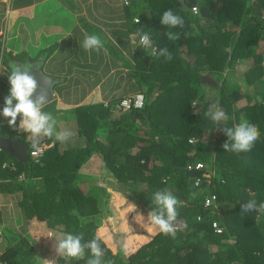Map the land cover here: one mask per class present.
I'll return each instance as SVG.
<instances>
[{
	"label": "trees",
	"instance_id": "1",
	"mask_svg": "<svg viewBox=\"0 0 264 264\" xmlns=\"http://www.w3.org/2000/svg\"><path fill=\"white\" fill-rule=\"evenodd\" d=\"M118 2L119 8L114 0H93L103 12L88 25L103 42L101 57L95 60L104 64L103 52H108L114 64L122 61L128 70L121 81L123 91L127 97L143 94L144 108L124 111L125 96L77 106L73 114L78 136L73 138L80 141L64 148L54 137H44L38 145L46 152L39 163H20L0 152V180L24 177L26 191L33 184L25 201L29 219L61 233L82 234L84 242L98 237L103 264H264V210L241 209L250 199L264 202V0ZM168 9L185 20L184 29H171L180 33L176 41L167 39L168 29L160 23ZM5 10L0 0V26ZM112 22L119 27L117 33L110 32ZM138 28L149 33L150 47L139 43ZM1 42L2 37L0 53ZM156 47L168 48L173 58L153 55ZM205 75H213L218 88L203 84ZM83 94L73 93V100ZM216 102L229 117L220 126L231 127L241 118L257 125L260 136L251 151L224 150L227 136L205 115ZM0 132L26 142L9 126ZM196 162L204 164L203 171L188 170ZM204 173L209 178L195 188V179ZM158 190L171 191L180 202L175 236L158 232L148 243L133 246L130 240L136 234L112 225L110 217L120 211L113 196L118 194L147 218ZM209 193L217 201L207 208L204 197ZM215 222L222 234L213 229ZM104 225L108 237L100 228ZM121 235L118 242L115 238ZM27 239L21 236L22 245L14 248L12 257L4 254L3 264H39ZM90 255L86 250L81 259L68 258L69 263L86 264ZM50 258L68 264L67 257Z\"/></svg>",
	"mask_w": 264,
	"mask_h": 264
},
{
	"label": "crops",
	"instance_id": "2",
	"mask_svg": "<svg viewBox=\"0 0 264 264\" xmlns=\"http://www.w3.org/2000/svg\"><path fill=\"white\" fill-rule=\"evenodd\" d=\"M114 1H116V5L119 8L120 3L118 0ZM1 3L6 5L3 21L7 18V30L4 31L0 27V37L4 36L6 39V52L11 51L13 55H20L28 50V54L32 56L30 59H15L21 61V64H33L34 60L44 62L43 68L45 74L58 80L54 84L55 99L52 105L54 104L55 106L56 102L64 105L63 108H55L56 113H61L62 110L68 108L70 110L80 105L107 104L116 98L128 96L123 91L124 84L122 85L121 83L128 71L122 66V61L117 60L114 64L113 58L109 57L108 52H103L105 53L103 56L105 60L104 64L95 60L100 56L96 51H92L91 53L86 52L85 57H83L85 51L80 47V44L85 34H87L84 26H86L85 24H92L103 13L100 5L98 7L95 6L93 0H31V2L26 3H20L16 0H1ZM113 22V28L110 32L117 33L119 27H117L118 25L114 26ZM130 40L132 45L134 39ZM9 42L10 46H8ZM1 43L0 109L4 105V97L9 94L10 90L8 82V75L11 71L10 65L15 63L12 60L14 58L7 62L6 54L4 60L7 66L1 64V54L4 50L3 39ZM59 43H63L64 48L60 56L55 54L57 50L53 51L54 47ZM117 46L116 49L118 50ZM122 49L125 52L129 51L130 54L132 53L130 48H128L129 50ZM65 50H67L66 53ZM81 57H83V63L75 61V59L79 60ZM113 82H116V84L113 85ZM80 90L84 93L83 97L73 100L75 95L70 97V94L80 93ZM47 112L50 113L51 111ZM65 121L67 124H65ZM71 121V118L67 114L65 119L62 118L65 129H68V126L74 128V136H78L77 124ZM6 126L8 127L7 120L3 116H0V129ZM43 138L41 136L37 142L40 143ZM25 140L26 143L33 144L31 136H29V140ZM19 179V181L0 180V231L3 232L0 239V264H2V257L7 250L9 252L14 251V248L10 247L4 250L6 248L3 247L4 242L17 241V238L10 237L6 230L11 226H13L14 233L17 236L21 235L23 238H28L27 241L30 243V248L28 249L33 251L35 261L39 264H44L43 260L50 258L47 255L48 251L54 250V238L58 234H61V232L48 228L36 219L28 218L29 215L25 211L26 200L24 198L26 187L21 188L19 184V182H24L25 180L24 177H20ZM23 211L27 217H20ZM100 228L104 230L105 235L108 237V226L104 225ZM130 242L132 245H136L137 237L131 239ZM45 254L47 257L43 256Z\"/></svg>",
	"mask_w": 264,
	"mask_h": 264
},
{
	"label": "clouds",
	"instance_id": "3",
	"mask_svg": "<svg viewBox=\"0 0 264 264\" xmlns=\"http://www.w3.org/2000/svg\"><path fill=\"white\" fill-rule=\"evenodd\" d=\"M193 10L195 11V9ZM136 23H140L139 19ZM160 23L168 29L164 35L169 41L180 39L179 32L171 31V29L177 28L184 29L185 20L180 15L168 9L160 16ZM136 35L139 36V43L145 48L151 46L152 39L149 33L144 31V29L138 28ZM187 35H189V33H185V36ZM80 47L89 53L92 51L99 53L103 48V42L97 34H85ZM3 53L4 50L1 54V61L4 58ZM152 54L164 57L169 61L173 58L172 53L166 47L152 48ZM33 68L39 70L38 65H18L16 63L10 65L11 71L8 75L10 90L9 94L4 97V105L2 109H0V116H3L7 120L8 126L13 131L30 134L33 138L32 147L36 151H39L37 141L41 136L48 138L54 137L55 141L64 144L69 141L75 133L69 129H61L58 131L55 117L51 113L42 111L43 107L49 103L48 92L45 89H39L38 81L33 74ZM192 103L195 105L197 101L194 100ZM205 115L216 125L218 131L223 132L227 136L228 141L223 144V148L226 152H249L259 139L260 133L257 125L249 123L243 118L240 119L239 123L231 127L220 126L223 122L227 121L229 117L219 102L210 104ZM196 183H199L198 179ZM152 202L154 207L147 213V224L154 226L163 234L175 236V225L178 217L177 206L180 203L177 197L174 196L171 191L158 190L153 194ZM241 209L242 213H249L252 211L258 212L264 210V202L258 203L255 199H250L241 205ZM1 232L2 231H0V239L3 234V232ZM54 240V250L57 256L81 259L85 251L89 250L91 255L86 264H103L102 258L105 253L98 237L84 242L82 234L61 233L58 234ZM43 261L44 264H55V261L51 259ZM1 263L3 264V262Z\"/></svg>",
	"mask_w": 264,
	"mask_h": 264
},
{
	"label": "rangeland",
	"instance_id": "4",
	"mask_svg": "<svg viewBox=\"0 0 264 264\" xmlns=\"http://www.w3.org/2000/svg\"><path fill=\"white\" fill-rule=\"evenodd\" d=\"M86 26H84L87 34H95L91 29L90 27L85 24ZM105 24L103 23L101 26L103 27ZM4 31L7 30V18L3 21L2 25L0 26ZM3 39V42H4V53H3V57L6 56L7 54V62H9L10 59L14 58H23V59H30V54H28V50L27 51H24V54H20V55H13L11 51L9 52H6V47H5V37L3 36L2 37ZM137 39V38H136ZM70 42V41H69ZM8 46H10V42L8 43ZM32 48V47H31ZM62 48V49H61ZM57 50V51H56ZM53 51H56L55 54H58V56H60V54L64 51V48H63V43H59L58 45H56L53 49ZM67 50H65V53H66ZM85 53L86 51L83 53V57H85ZM113 56H114V53L111 51L110 52ZM28 54V55H27ZM83 57H81L79 60L78 59H75V61H79L80 63H83ZM22 59V60H23ZM39 60H34L33 63H37ZM5 63V64H4ZM3 65H6L7 66V63L6 61L2 60V63ZM235 73V71H232L230 70L229 71V74L233 75ZM61 74V73H60ZM116 78V76H115ZM237 78V77H236ZM237 80V79H236ZM116 82H113V85H115ZM1 86H2V83H1ZM72 96V94H70V97ZM98 97V96H97ZM53 103V102H52ZM52 103L49 104V106H47L46 108L42 109L43 111L47 112V111H51L50 113L55 117L56 121H57V130H61V129H65V126L62 122V118H66V114L69 115V117L71 118V122H75L77 124L78 122V119L76 117V114L74 115L73 112H74V109L76 108H73V109H66L64 111H61V113H56V110L55 108H63L64 105H62L61 103L59 102H56L55 103V106L54 104L52 105ZM90 103V102H89ZM47 110V111H46ZM49 113V112H48ZM62 113H64L62 115ZM76 120V121H75ZM68 129L71 130L72 132L74 131V128H71L70 126H68ZM22 136L29 140V136H31L30 134H25V133H21ZM81 137H72L71 140L67 141L66 143L62 144V146L64 148H69L71 146L72 143H70L71 141L75 140V141H80ZM83 138V137H82ZM84 139V138H83ZM74 141V142H75ZM84 141V140H83ZM73 142V144H74ZM94 163V161L92 162ZM107 170V169H106ZM20 184V187H26L24 192L26 191V189L28 188V184L26 182H19ZM31 187L25 192L26 194V201L29 197V195L31 194V189L34 187L32 186L33 184H30ZM113 201H114V205H115V208L116 209H120V211H117L118 212V216L116 215H113L110 217V220L112 221V225L120 230V231H123V232H126V234H129V235H133V234H136V237H137V243H148L150 240H151V237L155 234H157L159 232L158 229L156 228H153L152 226H150L149 224H147V218H145V216H142L140 214V212L137 210V207H135L133 204H127L121 196H119L118 194H114L113 196ZM118 207V208H117ZM19 216V214H18ZM17 216V217H18ZM27 217L25 215V212L23 211L22 212V215L20 217ZM108 226V225H107ZM9 236L12 237V238H17V235L14 233L15 230L13 229V226L9 227L8 229H6ZM145 233L143 235V237H140L137 233ZM115 238V237H114ZM19 239L20 241H16V242H10V241H5L3 247H6L4 250L8 249V247L10 248H20V246L22 245L21 243V236L19 235ZM118 242H120L121 239H123V236H119L118 238H115ZM21 245H20V244ZM25 245V244H24ZM26 246V245H25ZM135 246V245H133ZM55 250H52V251H48L47 255H49L48 257H51L52 254L54 255H57L55 254ZM6 255H10V257L13 256V253L12 252H9L7 250V252H5ZM47 255H43L45 257H47ZM42 256V255H41ZM48 259H51V258H48ZM68 264L69 263V259L66 258Z\"/></svg>",
	"mask_w": 264,
	"mask_h": 264
},
{
	"label": "water",
	"instance_id": "5",
	"mask_svg": "<svg viewBox=\"0 0 264 264\" xmlns=\"http://www.w3.org/2000/svg\"><path fill=\"white\" fill-rule=\"evenodd\" d=\"M32 65L39 66V70L33 68V74L35 75L38 81L39 89L47 90L49 97V103L47 105H49L55 99L54 84L58 80L56 78H53L45 74L43 68L44 67L43 61H38L37 63H33ZM202 82L203 84L208 85L210 87L218 88V84L215 81L213 75L203 76ZM47 105H45L44 107H46ZM0 151L9 154L12 158H14L20 163H26L31 160L29 156V144L20 140H12L0 136Z\"/></svg>",
	"mask_w": 264,
	"mask_h": 264
},
{
	"label": "built area",
	"instance_id": "6",
	"mask_svg": "<svg viewBox=\"0 0 264 264\" xmlns=\"http://www.w3.org/2000/svg\"><path fill=\"white\" fill-rule=\"evenodd\" d=\"M128 0H124L125 4L127 3ZM196 11V9H195ZM145 105V97L143 94H136L134 96L127 97L122 100L121 102V107L124 110H131V109H142ZM46 149L44 147H39V151H36L34 148L30 151L29 156L31 160H33L35 163H39L41 159L44 158L45 156ZM6 166H4L5 168ZM189 170H192L194 172H201L204 170V164L201 162H196L195 164L189 165ZM209 175L207 173H204L203 176H199L195 179L194 181V187L195 188H201L202 184L204 182L205 178H208ZM199 180V183H196V180ZM1 190V187H0ZM205 198V207L209 208L212 207L216 201H217V196L215 194H208ZM201 220V218H199ZM213 229L215 230L216 233L222 234L224 232L223 228L220 227L218 223L213 224Z\"/></svg>",
	"mask_w": 264,
	"mask_h": 264
},
{
	"label": "flooded vegetation",
	"instance_id": "7",
	"mask_svg": "<svg viewBox=\"0 0 264 264\" xmlns=\"http://www.w3.org/2000/svg\"><path fill=\"white\" fill-rule=\"evenodd\" d=\"M12 60H14V62H15L16 64L21 65V61H18V60H15V59H12ZM23 64H25V63H23ZM23 64H22V65H23Z\"/></svg>",
	"mask_w": 264,
	"mask_h": 264
}]
</instances>
